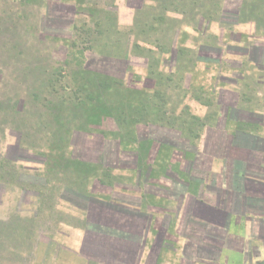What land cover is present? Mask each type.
Returning a JSON list of instances; mask_svg holds the SVG:
<instances>
[{
    "label": "rangeland",
    "instance_id": "obj_1",
    "mask_svg": "<svg viewBox=\"0 0 264 264\" xmlns=\"http://www.w3.org/2000/svg\"><path fill=\"white\" fill-rule=\"evenodd\" d=\"M142 1L0 0V264H94L76 249V230L84 217L72 207L75 192L56 191L63 183L56 176L63 175L55 169L68 158L75 167L79 160L95 164L94 176L110 167L113 189L127 190L145 165V159L136 165L137 151L144 147L140 141H154L150 156L155 167L181 160L162 149L157 155L161 142L172 143L168 131L137 126L145 114L141 100L154 91L168 102L166 108L180 113L188 107L199 117L214 112L215 107L203 103L216 99L212 92L222 85L245 93L257 88L251 93L264 101V85H256L264 77L243 58L255 59V43L262 40L254 24L223 30L212 23L206 38L183 24L186 35L178 37V44L171 47L166 40L159 48L154 39L144 42L132 31ZM112 2L116 21L111 27L102 10ZM225 2L232 11L240 0ZM207 40L223 50L202 51L196 66L174 59L176 45L199 54ZM151 98L154 103L159 99ZM155 107L151 115L157 114ZM137 134L139 141L131 138ZM18 144L30 156L6 164L11 146ZM94 176L91 192L109 194L111 188ZM45 184L47 188L41 186ZM254 256L250 251L248 257ZM247 260L243 264H255V259Z\"/></svg>",
    "mask_w": 264,
    "mask_h": 264
},
{
    "label": "crops",
    "instance_id": "obj_2",
    "mask_svg": "<svg viewBox=\"0 0 264 264\" xmlns=\"http://www.w3.org/2000/svg\"><path fill=\"white\" fill-rule=\"evenodd\" d=\"M256 109L253 132L204 130L191 177L172 172L160 179L137 178L123 194L138 199L139 206L91 202L76 230L81 258L94 264L264 263V105ZM196 174L202 178L198 195ZM149 196L169 203L165 209L139 208Z\"/></svg>",
    "mask_w": 264,
    "mask_h": 264
},
{
    "label": "trees",
    "instance_id": "obj_3",
    "mask_svg": "<svg viewBox=\"0 0 264 264\" xmlns=\"http://www.w3.org/2000/svg\"><path fill=\"white\" fill-rule=\"evenodd\" d=\"M147 1H151L152 4L147 5L145 3L146 0H143L138 5H136V16L132 31H136L137 36L141 37V40H143L144 42H148L151 41V39H154L157 42V46H160L162 48L164 41L169 40L170 42H172V47L175 43L178 44V37H180L181 35H186V31L182 28L183 24L193 26V29L201 34L203 38H206L207 31L212 23H218L223 30H226L229 26L243 23L254 24L256 32L259 34V38H262V40L255 43V59H251L250 56H243V58H248L251 62L255 63V67L258 69L259 73H261V76L264 77V0H240L239 4H237V7L234 8L235 10L232 11L228 10L227 7H225V0ZM114 6V2L107 3L106 7L108 8L102 10V15H106L111 27L115 24L114 22L116 21V12L112 11V8ZM207 38L210 39L211 37ZM177 46L178 45H176V49L174 50L176 52L174 59L177 60V63L179 65L181 62H184L185 65L190 66H196L197 61H201V56L203 55L202 51L204 50H223L222 48L213 45L209 40L201 44L199 54H197L196 51L187 48L186 52V49L184 50ZM240 65L242 67L243 63ZM230 80V78L226 79V81ZM256 85L258 87L262 86L264 85V81L262 82L258 79ZM256 89L252 87L251 89H249L248 93H245L237 89L229 91L222 85L218 92L217 90H214L212 92V94L218 96L216 99L211 100V102L207 100L205 101V103H203L209 107H215L213 113H209L203 117L191 115L188 107H184V110H182L180 113L176 111L175 107L171 106L170 108H166L168 102L165 101L163 96H160L157 91H154V95H148L147 98L141 100V102H144L143 104H141L143 106L141 110H144L145 114L141 116V121H139L141 123L137 124V126H154L168 131L172 136V143L171 145H166L165 143L161 142L157 155L160 154V152L165 151L171 153L172 155L177 154V157L183 161L179 160L175 163L168 162L167 164H161L160 162L164 161H160V165H157L155 167L154 163H152L151 161V156L153 155H151V149H153L154 141L152 142L151 140L144 139L139 143L144 146L143 149H141V151H137L136 154V165L139 164L141 160L145 159V165L138 168L139 177L142 179H160L161 177H170V174H172V172L185 179L191 177V175L189 176L188 173L193 169L194 159L196 158L198 153L199 141L201 140L204 129L206 127L207 129H215L219 127L234 129L233 135L236 131L243 132L247 131L248 128H251V130L249 129V132H253L256 126L255 114L259 115L256 106L260 104L264 105V102L259 97L254 98V95L252 93L254 91L256 93ZM226 94L230 95V102H228V99H226ZM153 96H157L159 98L156 101H159V104L156 102L154 103L153 99L151 98ZM80 101H82V97H80ZM154 104L156 106L155 111H157V114L151 115L149 111ZM221 116H223L224 120L222 123H219V117ZM131 138L133 140L139 141L138 134L137 136L131 135ZM27 151L28 149L23 146L21 148L19 144L17 146H11V150L7 154L8 160L6 161V164L10 165V162H17L20 159L29 157L30 155ZM189 154H193L194 158L190 159L188 157ZM157 155L154 157V161H156L155 159L157 158ZM43 158L47 159V156L43 155ZM71 161L72 159L68 158V160L63 159V161H61V164L58 163L59 165L55 170L57 173L60 171L58 175L62 174L63 177L56 176V178L57 182L63 183H59L61 184V186H56V191L59 192L62 188H65V191L75 192L78 199L76 198L71 200H75V202H73V205L79 210L86 213L89 203L91 204V202L97 201L106 204L117 203L122 204L123 206H132L135 202L137 203V206H139L138 204H140V201L138 199H133L130 196H124V189L121 190V192L119 191L121 195L118 194V192L116 195L114 194V180L116 179L110 176L113 168L109 167L103 173H101V175L94 176V170H97V166L95 164L86 163L79 160L77 167H75L72 165L76 164H71ZM79 167H82V171L81 169L80 171L78 170ZM83 168H86L85 171H83ZM12 169L14 170V168ZM13 170L9 173L10 175L13 174ZM85 172H89V175H85ZM143 172L147 173L144 174ZM97 174L99 173L97 172ZM90 176H94L93 179L98 180V182L102 186L111 188L110 192L112 190L113 191L106 196L96 195L95 193L91 192V190L89 189V185L92 178ZM197 176V174L196 177L194 176L197 180V183L194 184L193 187L196 188L195 193L198 195V188H200L202 178ZM45 179V182L47 184L49 182V179ZM46 184L41 186L43 188H47ZM37 190L39 191V189ZM50 197H52V195H50ZM67 198L68 197H66V199ZM79 199H82L83 203H81ZM71 200L68 198V201ZM168 203V199H160L159 201H157L156 199L149 196L145 197V204L142 203V206H140L139 208L145 210L147 206H153L165 209ZM231 222V219H228L226 223L228 228L230 227ZM86 223L87 222L84 221V226H86ZM212 254V257L216 256V252H212ZM210 262L214 264L217 263V260L211 259Z\"/></svg>",
    "mask_w": 264,
    "mask_h": 264
}]
</instances>
